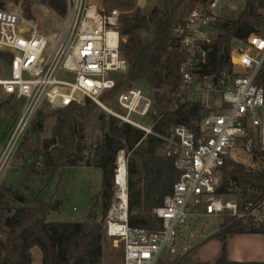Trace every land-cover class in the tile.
I'll use <instances>...</instances> for the list:
<instances>
[{"label":"built area","instance_id":"2783aa9c","mask_svg":"<svg viewBox=\"0 0 264 264\" xmlns=\"http://www.w3.org/2000/svg\"><path fill=\"white\" fill-rule=\"evenodd\" d=\"M67 3L62 28L54 36L41 34L20 9L0 8V49L13 55L7 63L10 75L0 78V87L21 106L0 156V176L34 121L49 109L85 105L90 100L146 135L154 133V119L146 121L154 105L151 93L127 87L116 96V110L103 101V95L113 90L129 69L122 50L126 38L120 32L119 9L107 11L94 0ZM220 3L198 2L175 29L183 62L169 110L188 100L200 101L203 94L218 93L220 102L201 119L198 131L179 124L162 136L163 153L174 156L179 172L164 204L153 209L162 227L129 224L128 155L123 150L117 156L114 199L104 227L108 238L123 245V264H179L192 246L184 245L183 253L172 259L178 254L177 241L183 230L190 232L189 240L196 239L192 227L197 216H230L246 225L264 226V194L240 203L217 193L226 158L264 172V87L256 82L264 65V35L234 42L245 46L232 50L231 75L218 81L200 74L216 35L213 25L221 15ZM261 13L264 18V11Z\"/></svg>","mask_w":264,"mask_h":264},{"label":"trees","instance_id":"16d2710c","mask_svg":"<svg viewBox=\"0 0 264 264\" xmlns=\"http://www.w3.org/2000/svg\"><path fill=\"white\" fill-rule=\"evenodd\" d=\"M23 1L27 16L31 0H0V8L8 3ZM56 14L65 17L67 0H38ZM202 0H162L150 13L144 14L136 6V0H101L107 10L121 8L120 32L126 38L122 50L129 63L128 72L118 79L116 87L103 95L116 96L134 82L144 81L152 90L154 99L152 114L154 133L145 131L105 114L99 116L105 132L96 144L86 145L85 128L97 109L88 100L85 105H72L56 110V122L49 138L37 145L25 138L18 154L24 152L42 155L38 162L41 170L30 164L31 172L50 175L69 167H92L101 171V189L85 221H55L49 216L59 210L58 203L45 200L40 194L24 196L12 186H0V229L7 238L0 239V264H32L31 249L38 247L42 264H102L103 239L106 236L104 220L114 199V173L120 151H126L129 171V224L132 227L157 229L162 220L153 209L164 204L179 179L174 156L163 151L164 140L173 126L186 124L198 131V123L210 113L200 103L188 100L176 110H169L172 93L180 81L183 55L179 52V39L175 29L182 24L191 9ZM244 9L236 18H219L213 25L216 35L209 45L207 63L202 65L201 75L212 76L218 81L232 74L231 53L233 39L246 41L253 34L264 35V0H244ZM143 33H149L148 39ZM12 53L0 51V61L6 63ZM256 82L264 87V65ZM45 113L38 117L42 119ZM32 124L31 130L38 127ZM28 144V145H27ZM89 151V154H87ZM31 156H29L30 158ZM222 179L217 193L224 197L235 196L240 203L257 199L264 194V172L254 171L244 164L226 158L221 168ZM22 196L23 201L18 197ZM99 211V212H98ZM237 234L264 235L263 225H246L234 217L226 216L220 229L214 234L222 242L224 261L227 238Z\"/></svg>","mask_w":264,"mask_h":264},{"label":"rangeland","instance_id":"374dc122","mask_svg":"<svg viewBox=\"0 0 264 264\" xmlns=\"http://www.w3.org/2000/svg\"><path fill=\"white\" fill-rule=\"evenodd\" d=\"M94 1L104 8L101 4V0ZM29 2L31 17L27 16V6L23 1H20L19 3L10 2L6 7H16L20 9L23 12L24 17L29 21H33V23L36 24L38 31L43 35L54 36L59 33L63 25L64 17L59 16L50 7L38 0H31ZM161 2L162 0H136L135 4L141 9L142 13L148 14L154 7L160 5ZM244 6V0H221L219 9V13L221 14L220 18H236L244 9ZM118 9L120 11V16L125 13L121 8ZM149 37V33H143L144 39H148ZM244 46L245 45L240 42L234 44V47ZM0 51L7 52L2 49H0ZM7 63L3 60L0 61V78H6L10 75ZM133 86L152 94L151 88L144 81L134 82ZM116 96L109 95L106 98H103L104 103L109 109H118ZM198 100L201 101L200 103L205 110H209L210 112L215 110L220 102L218 93H213L208 96L203 94ZM20 108V103L6 95L0 87V156L4 151L10 131L17 119ZM157 111V109H153L149 118H146V121L151 123V120L153 119L152 114H155ZM43 113H45V115L42 119L38 120L39 117H37L34 121V123L39 124L38 127L32 130L30 129L25 137L29 139V142H32L35 145L40 143L41 140L51 136L50 130L57 119L55 115L56 110L54 109L43 111L41 114ZM101 114H105L106 121L112 116L107 110L97 105L95 113L91 115L85 128L87 146L96 144L97 141L102 139L105 128L103 127V122L98 119ZM18 150L19 148L9 162V166L2 172L0 176V186H12L14 189L18 190L19 194L24 196L40 194L45 200L58 203L59 210L53 212L49 216V219L55 221L87 220L88 213L94 205L96 196L101 189V171L97 168L85 166L69 167L62 171L63 176H60V174L57 173L51 179L50 175L30 171V164L35 165L37 170H41V167L38 166V162L42 161L41 154L33 155L27 152L18 154ZM160 152H163L162 149H160ZM87 154H89V151H87ZM29 156L31 157L29 158ZM27 186H29V189H27ZM226 198L233 199L236 197L228 196ZM224 218L222 219L217 216L195 217L193 219L194 225L192 230L196 235V239L189 240L190 232L187 230L181 231L177 241L178 254L172 255V259H176L183 253V246L186 244H190L192 250L182 257L179 264L193 260L195 249L201 243L205 241H207L206 244L211 242L218 243L220 240L214 237V234L220 229ZM0 232L1 238L5 240L7 235L1 229ZM102 245V264H123L124 247L121 243L116 244L114 240L105 236ZM240 246L242 249L247 248L244 244ZM251 247L254 248V246ZM36 249L40 251L38 247H36ZM34 254L37 255L36 253ZM35 257L37 258V256ZM36 258H34L33 264H40V261Z\"/></svg>","mask_w":264,"mask_h":264},{"label":"crops","instance_id":"0c3cea01","mask_svg":"<svg viewBox=\"0 0 264 264\" xmlns=\"http://www.w3.org/2000/svg\"><path fill=\"white\" fill-rule=\"evenodd\" d=\"M201 243L194 252L193 260L183 264H264V235L261 234H237L227 238L224 261L219 262L223 254L222 242ZM246 245L242 249L240 245ZM251 246H254L252 248ZM33 262L35 256L42 264L41 250L36 247L31 249ZM36 253L37 255H35ZM32 262V264H33ZM182 264V263H181Z\"/></svg>","mask_w":264,"mask_h":264},{"label":"water","instance_id":"95a60500","mask_svg":"<svg viewBox=\"0 0 264 264\" xmlns=\"http://www.w3.org/2000/svg\"><path fill=\"white\" fill-rule=\"evenodd\" d=\"M233 42H236V38L233 39ZM27 189H29V186H27ZM19 201H23L24 198L22 196L18 197Z\"/></svg>","mask_w":264,"mask_h":264}]
</instances>
